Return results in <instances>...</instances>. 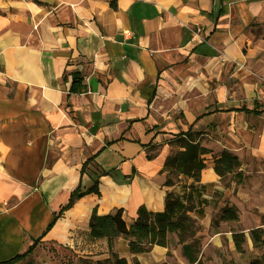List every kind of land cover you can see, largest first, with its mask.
<instances>
[{
	"label": "crops",
	"instance_id": "1",
	"mask_svg": "<svg viewBox=\"0 0 264 264\" xmlns=\"http://www.w3.org/2000/svg\"><path fill=\"white\" fill-rule=\"evenodd\" d=\"M111 2L0 0V262L36 240L107 258V240L89 239L93 210L122 209L131 224L139 208L162 212L167 194L187 192L192 180L167 187L162 171L180 150L170 141L189 130L210 150L201 200L210 187L224 193L214 169L224 151L244 178L255 161L264 177V90L241 70L245 29L264 18V0ZM74 72L84 77L78 93ZM97 181L100 195L54 221ZM232 182L231 192L243 184ZM168 248L132 255L127 240L115 242L141 264Z\"/></svg>",
	"mask_w": 264,
	"mask_h": 264
},
{
	"label": "trees",
	"instance_id": "2",
	"mask_svg": "<svg viewBox=\"0 0 264 264\" xmlns=\"http://www.w3.org/2000/svg\"><path fill=\"white\" fill-rule=\"evenodd\" d=\"M111 6L117 8L116 0H112ZM84 89L83 75L80 72L72 73L71 93H78ZM170 144L175 145L180 150L166 159L162 171L167 174L165 186L172 187L179 183L182 178H186L192 180V183L188 186L189 190L182 196L174 193L167 194L166 207L162 212H152L145 207L139 208L137 217L131 224H127L125 221L122 209L106 215H99L97 209H94L90 218L89 239L92 241L106 239L109 256L94 262L91 258H86L87 260H82V264H130L126 258L115 252V242L118 238L122 237L127 240L130 254L139 255L150 252L155 246L168 247L171 234L178 235L183 255L187 261L190 264H200L199 255L201 250L197 240H193L195 221L191 213L195 210V202L198 205L204 203V200L200 199V188L197 184L200 183L202 172L207 167L205 157L210 153V150L202 145L198 134L191 130L178 134L170 141ZM152 158V155H148V159ZM240 167L239 158L228 151H224L220 158L215 161L214 169L220 177L224 178L231 175L232 181L242 184L244 182V174L239 171ZM91 193L100 195L98 181L86 192H82L78 188L72 193L69 202L55 216L54 221L59 219L65 211L69 210L76 200ZM220 220L228 222L238 221L239 213L237 207L225 206L221 211ZM262 225H264V215L262 216ZM251 238L255 245L264 247L263 228L251 230ZM187 239H191V242H187ZM233 240L237 250L243 251V244L246 241L245 233L234 232ZM39 242L40 240H36L27 252L9 260L1 261L0 264L21 263L36 250ZM132 264H141V262L133 259ZM249 264H264V254L260 259L252 260Z\"/></svg>",
	"mask_w": 264,
	"mask_h": 264
},
{
	"label": "rangeland",
	"instance_id": "3",
	"mask_svg": "<svg viewBox=\"0 0 264 264\" xmlns=\"http://www.w3.org/2000/svg\"><path fill=\"white\" fill-rule=\"evenodd\" d=\"M245 32L248 40L244 48L245 62L241 70L246 72L249 81L261 84L264 90V18L246 28ZM249 165V175L244 178L241 188L237 185L234 191L228 190L233 183L232 177L228 175L221 179L225 187L223 195L215 193L210 187L204 203L198 205L195 202V210L191 216L195 221L193 240H197L201 250L200 264H249L264 254V247L255 245L251 238V230L264 229V177L260 176V162L255 161ZM225 206L237 207L238 221L220 220L221 211ZM234 232H244L246 235L241 252L235 246ZM187 242H191V239H187ZM168 247L161 260H142L143 264H190L183 255L177 234L169 236ZM100 255H103L100 248L88 245L71 249L47 244L36 249L19 264H82V260L89 257H94L91 258L93 262L104 259L96 257ZM132 262L130 259L129 263Z\"/></svg>",
	"mask_w": 264,
	"mask_h": 264
}]
</instances>
